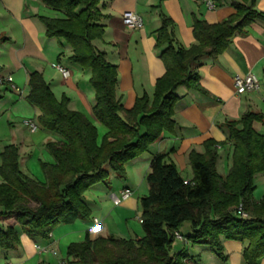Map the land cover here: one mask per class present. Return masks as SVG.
Returning a JSON list of instances; mask_svg holds the SVG:
<instances>
[{"label":"trees","instance_id":"obj_1","mask_svg":"<svg viewBox=\"0 0 264 264\" xmlns=\"http://www.w3.org/2000/svg\"><path fill=\"white\" fill-rule=\"evenodd\" d=\"M41 1L62 13V17H39L45 36L63 39L72 51L69 60L90 71L92 113L106 131L98 141L96 126L69 108L67 97L56 99L40 73L29 74L26 99L40 111L39 125L63 141L46 144L54 163H40L44 182L21 173L16 146L7 145L0 153V249L6 250L18 247L20 231L32 240H46L59 224L87 220L90 210L84 191L106 181L111 172L123 177L125 163L147 151L165 131H173L176 89L183 86L208 95L194 64L202 57L216 58L235 31L264 19V13L253 9L254 0H239L232 3L235 13L219 23L194 17L196 43L184 49L176 46L172 20L161 14L155 47L161 49L165 71L156 79L151 97L144 93L125 108L116 96V66L93 44L104 34L99 23L101 0ZM254 122H264V114L247 111L237 120L225 121L226 140L209 138L203 142V153L191 151L188 181L167 152L154 153L145 175L148 194L139 200L143 235L90 239L86 234L83 241L67 245L65 264H196L185 252L171 254L173 242L207 244L224 259L221 238L245 243L243 261L258 264L264 257V195L258 201L253 198V179L264 173V135L254 129ZM227 142L232 144L231 165L222 177L216 170L217 150ZM185 221L192 229L189 236L177 231ZM175 233L182 238H175Z\"/></svg>","mask_w":264,"mask_h":264},{"label":"crops","instance_id":"obj_2","mask_svg":"<svg viewBox=\"0 0 264 264\" xmlns=\"http://www.w3.org/2000/svg\"><path fill=\"white\" fill-rule=\"evenodd\" d=\"M208 1L213 2L215 7L208 8L204 0L99 2L98 8L103 14L99 23L103 25L104 34L93 44L116 66V96L125 108H130L135 99L144 93L151 97L156 79L165 71L159 57L161 49L155 47L161 14L173 22L170 31L177 42L176 46L187 49L196 43L192 34L194 17L208 24L219 23L235 13L232 3L239 0ZM253 9L264 13V0H254ZM124 12L139 15L142 27L136 30L127 27L122 20ZM39 17H62V13L50 9L41 0H0V37L5 38L0 41V76L10 75L17 87V91H13L7 85H0V153L7 145L16 146L21 173L44 182L39 165L53 164L54 160L45 151L38 155L33 149H43L45 142L63 141V138L43 128L44 132L37 133L40 111L26 99L30 73H40L56 99L67 97L69 108L81 112L96 126L98 141L106 130L92 113L94 90L89 83L90 71L69 60L72 51L63 39L45 36V28ZM54 63L62 65L70 75L66 79L62 78L52 68ZM194 66L199 83L208 95L183 86L176 89L178 100L174 105L173 131H165L158 140L151 143L148 148L150 153L144 161L134 159L129 163L135 168L136 177L141 179L122 188L131 192L130 197L122 200L121 191L118 198L111 194V201H107L108 208L104 207L102 214L98 210L102 216L94 214L98 207L96 204L95 208L88 206L91 216L87 220L77 219L70 224H59L46 240H32L20 231V244L17 248L0 249V264H58L69 259L62 255L61 250L70 243L83 241L86 234L90 239L108 236L104 233L105 223L113 210L126 218L132 209H137V197L146 191L142 178L149 170V160L154 153L167 152L168 159L175 165L180 176L188 181L192 178L189 153H203V142L206 139L226 140L228 132L223 125L225 121L237 120L247 111L264 114V19H254L241 30L235 31L227 48L216 58L202 57ZM247 73H253L259 79L258 90L238 95L232 77ZM25 120L32 121L36 128H28L24 124ZM253 127L264 135V122H254ZM28 146L32 149L26 156L23 151ZM217 153L216 170L224 177L231 165L232 144L227 142L218 147ZM256 178L260 188L254 183L253 198L258 201L264 195V173L257 174ZM190 229V224L184 223L177 231L179 234L182 231L188 233ZM125 235L130 237V234ZM221 244L225 258L214 263L245 264L242 258L245 243L221 238ZM189 245L188 241L175 240L172 248H188ZM214 263L211 261V264ZM258 264H264V257L260 258Z\"/></svg>","mask_w":264,"mask_h":264},{"label":"rangeland","instance_id":"obj_3","mask_svg":"<svg viewBox=\"0 0 264 264\" xmlns=\"http://www.w3.org/2000/svg\"><path fill=\"white\" fill-rule=\"evenodd\" d=\"M53 69H55V68H53ZM37 123H38V121H37ZM38 125H39V123H38ZM42 132H44V131L42 130V127L39 125L37 133H42ZM101 137H102V134L99 136V140L101 139ZM47 143L48 142L44 143L43 149H41L40 147H35L33 149V151L35 150L38 155H40L41 151H45L47 153V155L51 156V154L49 153V151L46 148ZM150 145H149V147H150ZM30 149H32V147H29V146L25 147L23 154H26V156H28L30 154ZM149 153H150L149 150L144 151L138 157H136L134 159H139L141 161L142 160L144 161L147 158V155ZM133 160H131V161H133ZM131 161L124 164V176L123 177L117 176L116 174L111 172L106 181L96 183L84 191L85 204L87 206H91L92 208L93 207L95 208V204L98 206V207H96V212L94 213L96 216H100L102 214V210L104 207H105V209L108 208L107 207V201H111V199H112L111 194L116 195L118 198V194L120 191H122V188L128 187L129 184L135 183L136 180H137V182L141 180L140 178L136 177L135 168H132L129 165V163ZM39 167H40V165H39ZM142 180L144 182V185L146 186V191H145V193H141L140 195H138V197H137V200H138L137 209H134V210L132 209V211L130 213H128V215H126L127 219L125 217H123L122 215H120L117 210H113L112 215L108 218L107 222L105 223V228H106L104 231L105 235H108V236L111 235V236H114L117 238H125L126 237L127 239L128 238L134 239L137 237H141L143 235L142 227L140 225V222L137 220L138 216L140 215L139 200H140V198H142L143 196H146L148 194V188L149 187H148V184L145 180V177L142 178ZM253 182L256 183L257 188H258V179L256 178V176L254 177ZM98 210H101V214H100V212H98ZM94 214H93V216H95ZM184 223L190 224V222L185 221L180 226H182ZM126 233L130 234V237L126 236L125 235ZM181 234L183 236H189L192 234V229H190V232H188V233L185 231H182ZM186 250H187V255L192 257L193 260L196 262V264H211V261H213V263L216 261H223L222 258H219L218 256H216L214 254V252L211 250L210 246L207 244H192V243H190L188 248H183V247L180 248L178 246H174V248H172L170 253L176 254L180 251L186 252ZM61 252H62V255L67 257L66 248L61 250ZM214 264H216V263H214Z\"/></svg>","mask_w":264,"mask_h":264},{"label":"built area","instance_id":"obj_4","mask_svg":"<svg viewBox=\"0 0 264 264\" xmlns=\"http://www.w3.org/2000/svg\"><path fill=\"white\" fill-rule=\"evenodd\" d=\"M204 1L208 6V8L211 9L215 7L213 2L208 0H204ZM122 20L127 27L133 30L140 29L143 25L141 17L133 12H124L122 14ZM52 67L59 72L62 78L66 79L69 76V71L59 63H54ZM232 83L235 93L238 95L246 92L257 91L259 87V79L253 73H247L245 75L236 74L232 77ZM0 85H7L11 90L17 91V87L13 83L12 77L10 75L0 76ZM24 124L31 130H34L36 128V125L30 120H25ZM130 195L131 192L128 189H123L120 192V197L122 200H126L127 198L130 197ZM239 213L241 214L242 217L246 216L244 213L241 212ZM138 220L140 222V218H138ZM175 238L181 239L182 237L178 233H175ZM58 264H65V261H60Z\"/></svg>","mask_w":264,"mask_h":264},{"label":"water","instance_id":"obj_5","mask_svg":"<svg viewBox=\"0 0 264 264\" xmlns=\"http://www.w3.org/2000/svg\"><path fill=\"white\" fill-rule=\"evenodd\" d=\"M237 24H238V23L236 22V23L233 24V26H236Z\"/></svg>","mask_w":264,"mask_h":264}]
</instances>
